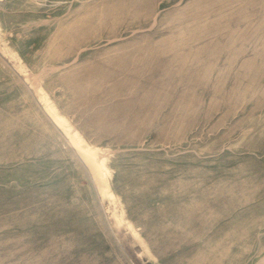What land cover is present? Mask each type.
<instances>
[{
	"label": "rangeland",
	"instance_id": "rangeland-1",
	"mask_svg": "<svg viewBox=\"0 0 264 264\" xmlns=\"http://www.w3.org/2000/svg\"><path fill=\"white\" fill-rule=\"evenodd\" d=\"M0 264H264V0H0Z\"/></svg>",
	"mask_w": 264,
	"mask_h": 264
},
{
	"label": "bare ground",
	"instance_id": "bare-ground-1",
	"mask_svg": "<svg viewBox=\"0 0 264 264\" xmlns=\"http://www.w3.org/2000/svg\"><path fill=\"white\" fill-rule=\"evenodd\" d=\"M72 139L74 140V142H75V144L77 146V150L80 152L82 157L87 162V164H88V166H89V168H90V170H91V172L93 174V177H94L95 181L98 184V188L103 193L104 197L107 196V195L109 196V194H112L111 193L112 189H111L110 183H109V181L106 178L107 176L103 174V165H102V163H100L97 160L94 151L91 150L90 148H88V146L85 143L81 142L79 139L77 140V138L75 136ZM29 227H32V226H29Z\"/></svg>",
	"mask_w": 264,
	"mask_h": 264
}]
</instances>
